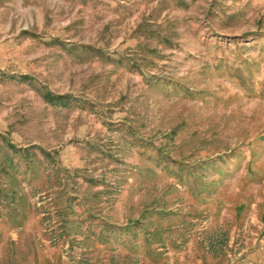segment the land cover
Here are the masks:
<instances>
[{"label": "rangeland", "instance_id": "1", "mask_svg": "<svg viewBox=\"0 0 264 264\" xmlns=\"http://www.w3.org/2000/svg\"><path fill=\"white\" fill-rule=\"evenodd\" d=\"M0 264H264V0H0Z\"/></svg>", "mask_w": 264, "mask_h": 264}, {"label": "trees", "instance_id": "2", "mask_svg": "<svg viewBox=\"0 0 264 264\" xmlns=\"http://www.w3.org/2000/svg\"><path fill=\"white\" fill-rule=\"evenodd\" d=\"M48 99V101L49 102H51V103H54V101L55 102H57V101H59L60 99H63L62 97H49V98H47Z\"/></svg>", "mask_w": 264, "mask_h": 264}]
</instances>
